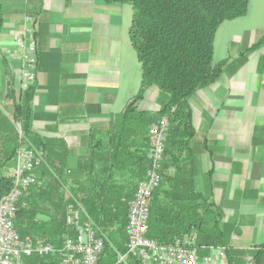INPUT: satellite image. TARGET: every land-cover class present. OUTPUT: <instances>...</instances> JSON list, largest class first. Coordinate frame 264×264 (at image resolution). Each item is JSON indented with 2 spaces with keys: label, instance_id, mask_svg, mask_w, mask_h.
<instances>
[{
  "label": "crops",
  "instance_id": "crops-1",
  "mask_svg": "<svg viewBox=\"0 0 264 264\" xmlns=\"http://www.w3.org/2000/svg\"><path fill=\"white\" fill-rule=\"evenodd\" d=\"M131 15V5L103 0H0V108L9 102L5 93L11 83L18 86L14 39L30 16L37 50L30 128L45 144L46 182L56 176L71 199L107 180L114 200L128 204L148 167L149 126L140 132L129 127L123 134L116 129L118 115L140 85L128 35ZM227 21L225 54L214 63H228L217 80L188 99L193 133L178 153L194 172L202 198L216 204L232 227L223 257L209 248H199L200 256L210 255L209 264H254L264 241V45L247 50L264 33V0H249L245 16ZM157 98V90L148 89L138 109L158 111ZM5 136L1 125V142ZM14 166L13 157L1 170L11 176ZM107 229L95 230L120 252L124 226L115 222ZM260 255L258 264H264V250ZM101 263L107 264L106 254Z\"/></svg>",
  "mask_w": 264,
  "mask_h": 264
},
{
  "label": "trees",
  "instance_id": "trees-1",
  "mask_svg": "<svg viewBox=\"0 0 264 264\" xmlns=\"http://www.w3.org/2000/svg\"><path fill=\"white\" fill-rule=\"evenodd\" d=\"M103 1L131 5L128 35L140 65L139 89L118 115L117 133L123 134L129 127H132V132H140L142 126H150L161 116H168L162 180L152 195L148 235L159 242L168 243L177 237L195 234L198 246L226 247L232 227L222 221L221 209L212 201L203 199L197 191L194 172L183 164L184 159L180 160L178 151L187 146L193 133L188 99L200 88L217 80L228 63L227 59L213 62L215 32L223 22L245 16L249 0ZM262 45L264 33L247 52ZM32 87L22 92L11 83L5 93L9 102L0 108V126H4L6 132L5 140L0 141V151L4 155L2 157L0 153V196L12 185V175H5L1 169L3 162L15 156L18 147L16 122H20L25 143L42 152L43 162L36 171L39 182L30 186L19 199L15 226L22 237L40 238L58 248L64 235L69 232L64 215L65 206L72 199L62 191L56 176L47 182L44 177L48 173L45 144L30 128ZM150 88L158 92L159 110H139L138 103ZM115 148L118 149L117 144L114 151ZM167 156L170 163L166 162ZM115 157L116 152L108 156L109 167ZM170 166L172 170H169ZM80 192L77 198L83 203L95 229L106 232L108 225L112 226L115 222L125 226L128 204L122 202L120 205L114 200L109 181H97ZM108 192L112 195L104 197L103 193ZM118 231L120 233L122 228L119 227ZM100 235L105 238L101 262L106 254L107 264H124L115 263L116 253L106 237L102 233ZM259 247L260 250L254 255V264L259 262L264 241ZM124 250L125 247L119 248L120 252ZM58 262L57 254L27 260V264ZM127 264L138 262L129 259Z\"/></svg>",
  "mask_w": 264,
  "mask_h": 264
},
{
  "label": "built area",
  "instance_id": "built-area-1",
  "mask_svg": "<svg viewBox=\"0 0 264 264\" xmlns=\"http://www.w3.org/2000/svg\"><path fill=\"white\" fill-rule=\"evenodd\" d=\"M33 18L25 16L21 32L14 44L20 55V91H26L35 82L37 50L32 27ZM18 147L10 189L0 196V264H27L31 257H45L57 254L58 264H102L101 256L105 238L97 234L86 209L79 198H72L65 206L64 220L69 230L60 247L30 236H21L16 229L20 197L32 185L39 182L37 169L43 162L42 152L27 145L22 137L20 122ZM168 134V116H161L152 123L147 132L148 167L142 179L136 183L134 195L128 202L127 220L124 226L126 244L124 252H116V263L127 264L129 259L138 264H209L210 255L200 256L199 248L216 250L223 257V246H198L196 235L177 237L173 241L159 242L148 235L149 210L153 192L162 180V162Z\"/></svg>",
  "mask_w": 264,
  "mask_h": 264
},
{
  "label": "rangeland",
  "instance_id": "rangeland-1",
  "mask_svg": "<svg viewBox=\"0 0 264 264\" xmlns=\"http://www.w3.org/2000/svg\"><path fill=\"white\" fill-rule=\"evenodd\" d=\"M251 5H252V7L254 8V7H256V5H255V3L252 1L251 2ZM230 24V21H226L225 23H224V25L222 24L219 28H220V30L218 31V33H217V43H216V50H215V52H213V62L214 61H216V60H218V59H220L224 54H225V50H224V44H225V41H226V36H224V35H226V32L225 31H227V26ZM240 30H237V32H239ZM236 32V33H237ZM232 40H233V38H232ZM220 47H222L221 49H220ZM219 49H220V51H219Z\"/></svg>",
  "mask_w": 264,
  "mask_h": 264
}]
</instances>
